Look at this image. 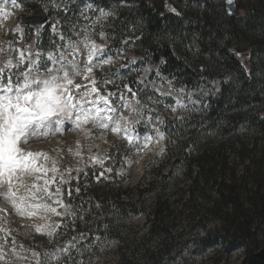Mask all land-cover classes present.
I'll return each instance as SVG.
<instances>
[{
	"label": "trees",
	"instance_id": "16d2710c",
	"mask_svg": "<svg viewBox=\"0 0 264 264\" xmlns=\"http://www.w3.org/2000/svg\"><path fill=\"white\" fill-rule=\"evenodd\" d=\"M88 1L116 6L108 20L112 47L131 43L145 60L161 63L163 75L175 84L192 90L202 79L228 78L182 120L163 118L166 138L180 144V153L152 170L153 179L137 188L135 201L121 197L131 189L104 183L106 173L97 179L112 168L110 160L88 171L82 192L115 200L103 219L105 235L118 243L117 264H179L215 248L222 256L240 248L249 254L258 250L264 235V0H246L234 18L226 15L222 0H120L123 8L119 0ZM234 30L250 44L246 54L231 49ZM34 41L25 37L19 44L34 50ZM130 87L139 90L140 85ZM176 173L187 181L186 190H175ZM170 189L176 194L171 202ZM174 205L188 211L183 217L188 231L211 221L216 228L186 236L180 226L183 211L175 213ZM142 214L149 216L146 233L137 241L135 234H122Z\"/></svg>",
	"mask_w": 264,
	"mask_h": 264
},
{
	"label": "rangeland",
	"instance_id": "374dc122",
	"mask_svg": "<svg viewBox=\"0 0 264 264\" xmlns=\"http://www.w3.org/2000/svg\"><path fill=\"white\" fill-rule=\"evenodd\" d=\"M244 4H246V0H237V6L241 12ZM125 6L126 3L119 2V8ZM115 8L116 6L112 4L106 8L101 3H92L88 0H16L15 4L12 3V0H0V47L6 50L10 47H18L19 40L24 37H32L36 40L34 33L38 29H24L19 20L24 16L31 15L38 9H43L49 15V21L44 25L42 43L36 46L35 51L40 50L47 54L48 52H55L57 45L61 47L68 45L71 48L73 44L82 49L81 41L86 33L91 34V38L97 44L111 46V38L108 33L110 29L108 20L111 15L103 16L101 9L113 14ZM64 9H68L67 13ZM57 21H59L58 30L64 36L62 41L58 35L56 37L51 35V25L56 24ZM18 29H23V32L21 33ZM101 32L106 34L105 38L100 37ZM123 42H120L117 47H112L114 62L110 65L94 68L93 75L98 81H103L102 78H98V75L102 74L113 82L110 87L108 85L101 87V93L123 91L125 84L131 86V84L137 83L140 85L139 90L133 89V91L138 93L140 99L141 117L146 120L151 116L152 124L148 126L141 124L139 131L141 137L146 132H152L154 137L152 143L149 147L137 152L135 146L130 147L127 140L123 139V132L115 134L110 127L102 129L92 123L78 128L68 122L63 130L57 132L53 128L52 134L40 139H32L24 145L25 148L32 151L47 153L50 158L48 165L51 166L54 161L59 168L58 176L62 174L65 180L70 179V183L62 188L63 200L65 204L74 206L73 209L77 213V218L74 221L71 218L68 219L71 222L67 221V226L60 229L61 233L59 234L61 235H57V233L51 237L41 235L36 233L34 226L44 223L43 220L16 214L11 203L0 198V209L7 210L6 213L0 212V216L3 217V220L0 221V228L10 232L5 240V233L0 231V254L4 256V259L0 260V264H37V260L40 261V264H117L119 260L118 243L116 240L108 239L105 235L107 234L104 229L106 222L103 219L106 210L115 206V200L110 196L100 200L93 199L82 192V189L88 184L86 177L88 171H96L102 166L99 163L93 165L92 158L99 157L103 160L104 157L110 156L111 159L107 160L111 162L112 171L105 172L107 175L104 183H112L114 190L131 189L129 194H122L121 197L130 199L132 202L135 201L138 193L137 188L146 187L148 182L153 179L152 170L161 163L169 161L172 156L178 155L181 150L180 144L168 140L166 135L164 139L156 137L155 132L152 131L153 126L160 128V131L165 133L162 128L163 125L158 123L159 120L168 117L180 121L189 113L188 110L196 111L202 104H206L210 97L213 98L220 91L223 80L218 78L202 79L198 86L192 90H187L181 84H175L171 78L163 75L161 63L159 65L151 64L137 53L131 43L125 44ZM86 55L85 52L82 56L77 57L81 67L86 60ZM133 60H135L134 64L131 63ZM124 63L129 64L130 71L122 70L120 76L110 75L120 69ZM146 69L148 71H145ZM224 81L227 79L225 78ZM84 82L81 77L75 78L77 84ZM180 89H184V93H180ZM162 93L170 95H162ZM127 98L131 99V93L127 94ZM177 99H180L186 107L177 108L173 112L172 107L175 106ZM169 101L172 103L169 104ZM145 105L146 107H144ZM150 109H154V111L150 112ZM120 114L128 116L129 112L121 108L116 115L119 116ZM161 149H164L162 154ZM166 171L167 168L165 167L163 172ZM175 181L177 184L175 190H186L187 181L182 179L180 173L175 174ZM74 186L79 187L81 192L77 194L74 189L71 198H69L68 189L69 187L74 188ZM240 186L243 187V184L241 183ZM207 193L210 194L211 191L207 190ZM168 194L170 202L175 199L174 190L170 189ZM201 201L198 200V202ZM174 210L175 213L183 211L180 226L184 228L186 236L191 234L203 235L207 230L216 228V223L211 221L204 228L197 227L188 231V226L185 225L186 221L183 219L188 211L178 205H174ZM148 217L146 214L139 215L123 230L122 234H129L130 236L135 234L137 241L141 235L146 233ZM57 222H61V217L50 214L48 223L54 226ZM82 234L86 237L84 241L80 240ZM73 237H76L77 248L70 250L71 258H69L57 250L64 248L69 241H72ZM95 237H100V239L96 240ZM14 246L15 253L13 252ZM263 247L264 235H261L258 249ZM214 250L209 249L203 255H192L179 264H211V262L212 264H246L250 256L242 248L235 250L228 256L214 253ZM34 252L38 253L39 256L33 257L32 253ZM53 254L59 256V260L51 259ZM138 260L142 261L143 258L140 257Z\"/></svg>",
	"mask_w": 264,
	"mask_h": 264
},
{
	"label": "snow or ice",
	"instance_id": "6c2138e0",
	"mask_svg": "<svg viewBox=\"0 0 264 264\" xmlns=\"http://www.w3.org/2000/svg\"><path fill=\"white\" fill-rule=\"evenodd\" d=\"M12 3L15 4L16 0H12ZM64 11L67 13L68 9ZM101 14L113 15L104 12L103 9ZM28 23L38 26V30L34 33L36 36L34 44L38 46L42 43L44 25L48 21L41 23L40 15L35 14ZM58 24L59 21L51 25V35L53 37L58 35L62 41L64 36L58 30ZM18 30L23 32V29ZM99 35L105 38L106 34L101 32ZM81 43L82 49L74 44L71 48L68 45L62 47L57 45L55 52L47 54L40 50L31 51L32 46L27 49L10 47L8 50L0 47V57H5L0 58V198L10 202L16 214L43 220L44 223L34 226L35 231L49 237L56 234L59 228L67 226L63 221L69 218L74 221L77 218L72 205L65 204L63 200L62 188L70 183V179L65 180L62 174L58 176L59 168L54 161L51 166L48 165L50 158L47 153L32 151L24 145L32 139H40L52 134L53 128L57 132L63 130L68 122L78 128L92 123L102 129L110 127L115 134L123 132V139L127 140L130 147L135 146L137 152L149 147L154 139L152 132H146L143 137L140 135V125L152 124V117L146 120L141 117L142 108L136 91L127 84L124 85L123 91L105 93L100 91L101 87L113 82L98 81L93 75V69L114 62L112 46L97 44L91 38V34L87 33ZM123 43L126 44L127 41ZM9 44L11 45V42ZM85 52L86 60L81 67L77 57ZM131 63L134 64L135 60ZM122 70L130 71L129 64H122L120 69L110 75L120 76ZM76 77H81L86 83H75ZM179 91L184 93V89ZM128 93H131V99L127 98ZM162 95L170 94L162 93ZM185 107L186 105L177 99L172 111ZM121 108L126 109L129 115L117 116ZM158 123L164 125L165 121L161 119ZM152 131L159 139L165 138V133L160 131V128L153 126ZM163 152L164 149H161V154ZM107 159L111 157L106 156L103 160L93 157V165L97 163L103 165L104 160ZM111 171V168H105L97 179L103 177L105 172ZM75 191L79 194L80 188L77 187ZM71 196L72 189L69 187L68 197ZM6 211L0 209L2 213ZM50 214L61 217V222H57L54 226L50 225L48 223ZM2 220L3 217L0 216V221ZM0 231L5 233L6 240L10 232L2 228ZM85 239L82 234L80 240ZM95 239L99 240L100 237ZM75 248L77 242L76 237H73L72 241L57 251L71 258L70 250ZM13 252L15 253V246ZM32 255L39 256L35 252ZM59 258L55 254L51 257L54 260ZM3 259V254H0V260ZM37 264H40L39 260Z\"/></svg>",
	"mask_w": 264,
	"mask_h": 264
},
{
	"label": "water",
	"instance_id": "95a60500",
	"mask_svg": "<svg viewBox=\"0 0 264 264\" xmlns=\"http://www.w3.org/2000/svg\"><path fill=\"white\" fill-rule=\"evenodd\" d=\"M223 3L226 15L229 18H234L238 15L239 11L237 8V0H231V2H229V0H223ZM35 14L40 15L41 23H43V21L45 20L47 21L48 19L46 13L43 10H37L34 11L31 16L22 18L20 23L30 27H38L28 23L31 20L32 16ZM233 36L234 40L231 43V48L237 53L247 52L250 47V44L241 36V34L237 30H234ZM246 264H264V247L253 252L249 256V259Z\"/></svg>",
	"mask_w": 264,
	"mask_h": 264
},
{
	"label": "bare ground",
	"instance_id": "6f19581e",
	"mask_svg": "<svg viewBox=\"0 0 264 264\" xmlns=\"http://www.w3.org/2000/svg\"><path fill=\"white\" fill-rule=\"evenodd\" d=\"M165 91V90H164Z\"/></svg>",
	"mask_w": 264,
	"mask_h": 264
}]
</instances>
